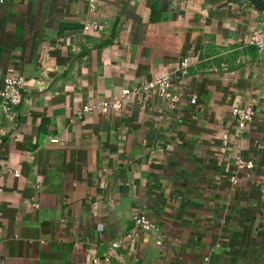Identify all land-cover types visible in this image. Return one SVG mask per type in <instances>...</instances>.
I'll return each instance as SVG.
<instances>
[{"label": "crops", "instance_id": "crops-1", "mask_svg": "<svg viewBox=\"0 0 264 264\" xmlns=\"http://www.w3.org/2000/svg\"><path fill=\"white\" fill-rule=\"evenodd\" d=\"M263 21L245 0H0V264H264ZM162 77L174 107L122 99Z\"/></svg>", "mask_w": 264, "mask_h": 264}, {"label": "built area", "instance_id": "built-area-1", "mask_svg": "<svg viewBox=\"0 0 264 264\" xmlns=\"http://www.w3.org/2000/svg\"><path fill=\"white\" fill-rule=\"evenodd\" d=\"M98 24H87L84 29L86 31H95L99 29ZM250 45L254 46L259 51H264V21L256 26L251 34ZM5 87L1 93L2 96V109L5 113L11 111L14 107L18 106L23 100V92L25 86L24 78L14 71L9 70L5 76ZM172 80L169 77L157 78L149 81L141 88L129 89L126 88L122 91V99H128L132 95L139 93L141 91L150 92L154 91L157 93L160 99L168 101L172 107H174L178 102L179 98L172 91ZM196 102V98L192 99V103ZM122 107L121 102H104L100 105L85 106L79 113V117L82 118L87 115H93L97 112H118ZM237 124L239 128L245 129L247 126L253 122L255 118V111L250 108H236L233 111ZM226 140V137H224ZM235 164L239 170L246 171L247 175L254 169V164L250 160H244L241 157H237ZM17 174V173H16ZM1 177V173H0ZM234 184H237L238 178L234 176L232 178ZM135 227L143 231H149L154 228V224L144 215H136L134 217ZM6 264V263H3ZM201 264H209V256L203 258Z\"/></svg>", "mask_w": 264, "mask_h": 264}, {"label": "water", "instance_id": "water-1", "mask_svg": "<svg viewBox=\"0 0 264 264\" xmlns=\"http://www.w3.org/2000/svg\"><path fill=\"white\" fill-rule=\"evenodd\" d=\"M256 12L264 17V0H245Z\"/></svg>", "mask_w": 264, "mask_h": 264}]
</instances>
